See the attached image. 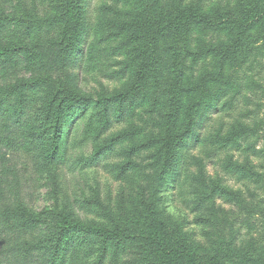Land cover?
<instances>
[{
  "label": "trees",
  "instance_id": "1",
  "mask_svg": "<svg viewBox=\"0 0 264 264\" xmlns=\"http://www.w3.org/2000/svg\"><path fill=\"white\" fill-rule=\"evenodd\" d=\"M80 1L62 0L61 6L57 4V15H49L50 19H58L57 22L62 24V39L73 34L77 27ZM111 16L112 34L117 36L125 28L120 25L124 15L115 13ZM154 25L152 36L143 37L140 52L145 60L126 91L92 99L61 84L57 95L45 100V109L41 110V117L32 120V126L23 129L17 126L14 130L33 145L40 142L37 151L41 153L44 168L53 164L65 165L67 158L60 148L66 142L70 145L74 137L70 129L66 135L62 132L67 104H77L80 113L101 114L99 117L107 131L113 126L109 110L114 100L138 90L147 69L157 61L158 36L161 37L169 27L181 29L191 25L182 54L176 52V57L182 55V63L191 65L190 79L187 86L173 88L168 95L160 138L154 137L142 144L149 147L159 140L162 149L159 168L151 171L149 164L152 161L136 165L141 172L138 186L141 198H146L145 210L140 211L136 206L128 213L124 209L117 215L108 214V223H96L84 221L77 215L82 202L78 198L67 207L78 219L70 218L67 211L43 216L46 210L37 213L18 200L16 208L3 206L7 210L0 209V264H108L110 261L111 264H264V0H179L172 14L155 17ZM139 26L144 31L149 30L150 23ZM175 40L177 46L180 39ZM36 48L34 46L33 50ZM62 53L67 55L68 48ZM25 54L30 56L31 47L0 42L2 62ZM89 55L90 51L86 49L77 64L78 70H82ZM183 77L180 74L178 78ZM42 81L39 79L36 83ZM28 84L29 81L17 79L7 89L1 85L0 99L6 95L25 96ZM182 92L192 98L186 108L180 97ZM2 103L0 101V105ZM23 103V100L16 103L18 105L12 111L15 119L24 118ZM212 112L214 116H211ZM1 113L3 117V111ZM224 114L230 119L225 120ZM184 119L186 123L180 127ZM154 123L146 121L144 131L147 134L153 131ZM7 124L0 122V129L9 127ZM196 124L203 128L181 155L182 166L176 176L178 183L179 180L181 184L191 182L189 193L192 197L188 198L187 207L194 214V223L203 228L197 237L182 224L172 225L161 210L154 208L152 197L158 191L157 182L165 178L175 145H186L183 139L194 134ZM37 137L40 138L38 141ZM12 138L4 135L0 141L7 144L13 141ZM200 144L203 145L202 155L193 153L191 146L197 148ZM102 149L98 148L83 163L77 158L75 165H97ZM148 158L153 159L150 155ZM206 158L217 162L223 173H209ZM188 160L195 166L194 170L188 171ZM133 168V162H124L118 165V174ZM57 170L55 167L52 171ZM182 171L188 172L184 178ZM231 179L240 184L232 185ZM226 203L229 208L223 205ZM126 244L135 246L128 255L124 249Z\"/></svg>",
  "mask_w": 264,
  "mask_h": 264
},
{
  "label": "rangeland",
  "instance_id": "2",
  "mask_svg": "<svg viewBox=\"0 0 264 264\" xmlns=\"http://www.w3.org/2000/svg\"><path fill=\"white\" fill-rule=\"evenodd\" d=\"M177 1L179 0H81L77 27L73 34L62 39V24L57 22L58 19L54 18L53 21L54 19L49 18V15H57L62 0H0V42H14L28 49L31 47L30 56L16 55L10 62L0 61V86L7 89L17 79L29 81L25 96L6 95L0 99L3 102L0 111L4 114L1 117L0 112V122L4 121L10 127L0 129V139L4 135L13 137V141L7 144L0 141V209L16 208L17 201L22 200L37 213L46 210L43 216H55L60 211H67L70 218H76L67 207L78 198L82 202L77 215L84 221L96 223H108V214L117 215L124 209L128 213L133 212L136 206L140 211L145 210L146 198H141L138 186L141 172L136 165H145L152 161L149 164L151 171L159 168L162 152L159 140L151 143L149 147L142 144L154 137L160 138L163 133L162 114L167 111L168 95L173 88L187 86L190 79L191 65L188 62L182 63V55L176 57V52L182 54L186 45L185 37L191 25L181 29L169 27L161 37L158 36L160 48L157 61L147 69L146 77L138 90L128 97L114 100L109 110V119L113 126L108 127L107 131L104 130L106 126L103 119L99 117L101 114L80 113L77 104H67L63 114L62 132L66 135L70 129L74 137L70 145L66 142L60 148L67 158L65 165L53 164L44 168L41 153L37 151L40 142L33 145L14 130L17 126L22 129L32 126V120L41 117L45 100L56 96L61 84L92 99H97L99 95L116 96L126 91L134 82L139 65L145 60L140 52L143 37L152 36L156 27L153 26L155 17L172 14ZM115 13L124 15L120 25L125 28L117 36L112 34L114 30L111 27V15ZM145 23H150L149 30L144 31L139 26ZM177 37L180 39L178 47L175 44ZM56 42H61L62 45H54ZM34 46H37L35 50ZM64 48H68L67 55L62 53ZM86 49L90 51V55L84 60L80 71L77 64ZM211 59L215 61L214 57ZM200 69L203 71L204 68ZM180 74L184 75L182 79L178 78ZM39 79L43 81L37 84ZM178 80H181L180 83ZM180 97L183 107L186 108L192 98L186 96L185 92ZM22 100L25 116L15 119L16 115L12 111L16 109V103ZM57 101L58 98L55 104ZM202 111L203 107L200 109L201 114ZM78 114L82 116H77ZM214 114L212 112L211 116ZM224 115L225 120L230 119L228 114ZM146 121H155L153 131L148 134L144 131ZM181 123L180 127H183L186 119ZM201 124L194 126L193 135L183 139L186 145H175L165 178L158 181L159 184L157 182L158 191L152 196L154 208L161 210L172 225L182 224L196 237L202 234L203 228L194 223V214L187 207V200L192 197L189 193L191 182L184 181L181 184L179 180L178 183L176 172H180L182 166L181 155L194 143L196 133L202 130ZM39 139L36 138L37 141ZM139 146L142 148L138 149ZM196 147L191 146L192 152L202 155L200 149L203 145ZM98 148L103 149L97 165L83 167L82 163ZM149 155L153 159L150 160ZM77 158H81L82 163L75 165ZM154 159L158 162H153ZM209 160L205 159L206 170L212 174L215 171L222 174L219 164ZM127 161L133 162L135 168L119 175L118 165ZM190 163L188 160V171L195 169ZM55 167L57 172L52 171ZM187 173L184 172L182 177ZM230 183L235 186L240 184L234 179ZM223 205L229 208V203ZM124 249L128 255L135 246L126 244Z\"/></svg>",
  "mask_w": 264,
  "mask_h": 264
}]
</instances>
